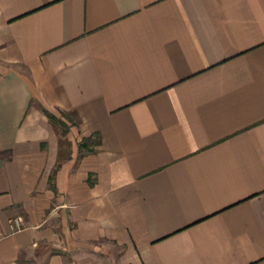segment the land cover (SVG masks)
Returning a JSON list of instances; mask_svg holds the SVG:
<instances>
[{"label": "crops", "instance_id": "1", "mask_svg": "<svg viewBox=\"0 0 264 264\" xmlns=\"http://www.w3.org/2000/svg\"><path fill=\"white\" fill-rule=\"evenodd\" d=\"M0 234V264H264V0H0Z\"/></svg>", "mask_w": 264, "mask_h": 264}, {"label": "built area", "instance_id": "2", "mask_svg": "<svg viewBox=\"0 0 264 264\" xmlns=\"http://www.w3.org/2000/svg\"><path fill=\"white\" fill-rule=\"evenodd\" d=\"M8 228H9V234H14L15 232L21 230L22 225L20 218L18 216H12L8 219ZM3 237V235L0 234V239Z\"/></svg>", "mask_w": 264, "mask_h": 264}, {"label": "rangeland", "instance_id": "3", "mask_svg": "<svg viewBox=\"0 0 264 264\" xmlns=\"http://www.w3.org/2000/svg\"><path fill=\"white\" fill-rule=\"evenodd\" d=\"M65 121L58 120L57 123H59V126L63 129H67L70 126H76V123L72 118L69 117V115H64Z\"/></svg>", "mask_w": 264, "mask_h": 264}, {"label": "trees", "instance_id": "4", "mask_svg": "<svg viewBox=\"0 0 264 264\" xmlns=\"http://www.w3.org/2000/svg\"><path fill=\"white\" fill-rule=\"evenodd\" d=\"M49 118H50L51 120L55 121V118H54L53 116L49 115Z\"/></svg>", "mask_w": 264, "mask_h": 264}]
</instances>
